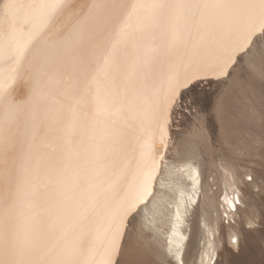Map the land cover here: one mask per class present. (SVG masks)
Returning a JSON list of instances; mask_svg holds the SVG:
<instances>
[{"label":"snow or ice","instance_id":"6c2138e0","mask_svg":"<svg viewBox=\"0 0 264 264\" xmlns=\"http://www.w3.org/2000/svg\"><path fill=\"white\" fill-rule=\"evenodd\" d=\"M0 61V264H188L201 204L193 264L264 240V0H0Z\"/></svg>","mask_w":264,"mask_h":264},{"label":"rangeland","instance_id":"374dc122","mask_svg":"<svg viewBox=\"0 0 264 264\" xmlns=\"http://www.w3.org/2000/svg\"><path fill=\"white\" fill-rule=\"evenodd\" d=\"M206 118L201 117L199 120L196 119L193 113H188L177 106L173 114V123L171 124V140H170V151L168 156H172L171 152L175 149L184 150L188 145H193L200 133H207V127H205ZM180 158V156H175V158ZM259 195L255 192L249 191L247 199L251 200L253 203L259 201ZM206 212L204 205L201 204V217L199 220L193 216L188 217L187 224L183 225L186 230L187 235H190L188 244L186 247L185 259L188 264H193L198 258V253L200 251L199 244H202L205 238L203 230L200 228V224L207 223L209 219L216 218V212L211 214ZM212 224V221H210ZM213 225V224H212ZM224 259L230 264H264V240L261 239L260 233L257 232L249 237L247 245L244 247L243 251L238 256H233L225 252Z\"/></svg>","mask_w":264,"mask_h":264},{"label":"bare ground","instance_id":"6f19581e","mask_svg":"<svg viewBox=\"0 0 264 264\" xmlns=\"http://www.w3.org/2000/svg\"><path fill=\"white\" fill-rule=\"evenodd\" d=\"M72 2L77 5V10H78L80 6L89 4V3L92 2V0H72ZM116 2H127V0H116ZM6 70H7V65H5L2 61H0V73L5 72ZM26 72H27V66L26 65L19 69V75L17 77V83L15 85L16 91L14 92V95L20 96V95L23 94V92L26 91V78H27L26 77ZM169 136H170V139H169L168 144H169V147H170L171 126L169 128ZM156 142H158V140ZM171 153H172L173 160L176 161V162H179L183 158V156L186 154L185 153V149L184 150L175 149V151L171 152ZM176 155L180 156V158H177V157L175 158ZM167 157H168V153H166V159H167ZM165 175L167 176L168 173L166 172ZM158 200H159V203H160V208L162 210L167 211V205H168V203L170 201V195L168 193H166V192L161 191V192L158 193ZM216 211H217L216 208L210 204L208 209L204 213H207L208 216H209V214H211L212 212H216ZM209 220L212 221L213 225L210 224V221L207 222L206 224H209L210 226L214 227L216 222H217V220H218V217L216 216L215 219H209ZM187 222H188V219H187V221L184 224H187ZM183 230H184V234L187 235L186 230L184 228H183ZM103 244H104V239H103V233L101 232V234L97 237L96 245L99 247V246H102ZM187 244H188V241H187Z\"/></svg>","mask_w":264,"mask_h":264}]
</instances>
